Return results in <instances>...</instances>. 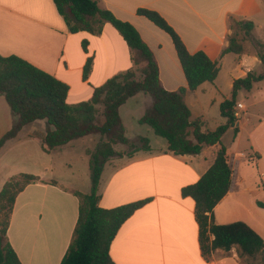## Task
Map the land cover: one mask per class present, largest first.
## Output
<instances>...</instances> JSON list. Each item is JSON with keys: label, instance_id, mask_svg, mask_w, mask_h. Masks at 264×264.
Returning a JSON list of instances; mask_svg holds the SVG:
<instances>
[{"label": "crops", "instance_id": "0c3cea01", "mask_svg": "<svg viewBox=\"0 0 264 264\" xmlns=\"http://www.w3.org/2000/svg\"><path fill=\"white\" fill-rule=\"evenodd\" d=\"M97 1L103 9L138 30L158 62L160 80L167 91L188 89L183 67L170 35L139 15V9L153 10L164 17L191 54L204 51L212 61L218 62L220 73L216 82L188 91L185 97L192 112L191 121L201 120L204 132L210 131L205 128L207 108L221 106L232 98L235 81L252 71L249 60L261 62L258 55L222 54L230 45L235 24L243 21L237 17L257 23L263 8L262 0ZM0 55L18 56L66 83L70 87V105L89 101L94 91L115 75L128 71L142 75L146 66L144 62H136V55L110 23H106L100 33H72L54 0H0ZM89 59L92 70L85 79ZM129 101L121 107V117L122 109ZM145 104L144 113L132 117L134 130L131 137L123 117L122 120L127 137L131 141L139 137L149 138L152 151L141 150L133 156L114 158L102 175V209L147 201L118 232L110 250L114 263L244 264L238 247L230 251H204L197 203L184 196L183 190L196 185L204 177L215 164L219 151L225 147L233 170L232 186L215 208L214 222L217 225L244 222L264 239V209L258 206V202H264V116L254 117L246 106L243 119L228 130L222 144L205 147L196 156L176 155L169 151L168 141L159 140L164 138L157 136L154 130V134L149 130L145 135L141 132L146 128L140 120L153 102ZM8 109L4 102H0V139L18 120ZM223 119L219 127L228 124V119ZM236 129L239 130L237 134ZM47 130L46 121L28 124L17 138L7 142L0 159L10 149L28 141L37 142L43 150ZM231 133H234L233 144L226 145L224 138L233 136ZM246 133L248 144L244 146ZM24 134L25 138H22ZM73 142L49 155L61 153ZM89 149L85 148L86 155ZM116 149L121 153L128 150L125 146ZM67 166L72 168L71 164ZM109 167L111 171L106 176ZM88 168L90 174V157ZM48 172L46 169L43 173H36L41 181L29 185L18 196L14 207L8 240L22 264L62 263L79 219L80 199L74 193L88 194L72 182L57 179ZM12 177L0 176V192ZM53 181L58 184L52 185ZM211 240H214L213 236Z\"/></svg>", "mask_w": 264, "mask_h": 264}, {"label": "trees", "instance_id": "16d2710c", "mask_svg": "<svg viewBox=\"0 0 264 264\" xmlns=\"http://www.w3.org/2000/svg\"><path fill=\"white\" fill-rule=\"evenodd\" d=\"M59 14L72 33L102 32L110 23L123 36L140 61L146 64L142 75L128 71L115 75L94 91L92 99L76 105L68 103L70 87L55 76L39 69L18 56L0 55V95H3L18 120L13 128L0 139V153L7 142L18 137L28 124L46 121L48 124L42 148L51 154L72 141L97 135L102 139L95 149L87 150L90 157L92 189L88 194L75 192L80 199L79 219L72 242L61 264H115L111 246L124 223L142 208L147 201L124 205L115 209H102L101 182L106 165L114 158L133 156L144 150L152 151L150 139L139 137L131 141L126 135L120 109L131 98L144 93L153 99L152 106L141 118L142 125L150 126L157 136L168 141L169 151L176 155H200L205 147L222 144V139L236 124L234 115L238 94L252 91L264 81V56H260L263 71H250L246 77L235 81L233 96L221 105V114L228 124L215 131H203L201 120L191 121L192 112L186 103L188 91H196L205 83L214 84L220 67L204 51L191 54L182 38L158 12L139 9L157 27L168 33L176 48L183 67L188 89L169 92L160 80L158 62L138 30L130 23L118 19L111 11L103 9L97 0H54ZM249 33L255 28L253 21L236 24ZM244 46L236 36L230 38L226 54H244ZM92 61L88 60L84 78L88 79ZM98 106L103 107L99 112ZM239 132L236 129V134ZM136 141L142 145H136ZM117 146L127 147L126 153L118 152ZM233 170L225 147L219 151L212 168L193 186L183 190V195L197 203V218L204 251L222 249L230 251L238 247L244 264L264 254V239L244 222L217 225L214 210L228 195L232 186ZM41 181L39 176L22 173L12 177L0 192V264H22L8 240V231L18 196L32 184ZM56 181L52 185H57ZM264 209V202H258ZM211 236L214 240H211Z\"/></svg>", "mask_w": 264, "mask_h": 264}, {"label": "rangeland", "instance_id": "374dc122", "mask_svg": "<svg viewBox=\"0 0 264 264\" xmlns=\"http://www.w3.org/2000/svg\"><path fill=\"white\" fill-rule=\"evenodd\" d=\"M262 11L261 16L257 20L256 27L249 33L245 29H240L236 24L233 28L231 37L236 36L238 41L244 46V55L253 56L258 55L264 56V0H262ZM238 20L248 21L244 17H237ZM235 56H233L234 58ZM139 62V56H137ZM249 65L252 67L254 72H262L263 65L261 62H256L254 59L249 60ZM0 102H4L6 108L12 113L10 106L3 95H0ZM146 102H153L150 96L144 93L138 94L136 97L131 99L129 103L122 109L123 120L128 127L129 136L133 135L134 121L132 117L134 115H141L145 111ZM237 102H242L248 107V112L254 117L258 115L264 116V82L255 86L254 90L246 91L242 90L238 94ZM99 112L103 111L102 107L98 108ZM207 125L206 129L215 131L219 128L220 121L224 120L221 114V106H213L207 108ZM246 119V118H245ZM141 132L146 134V130L153 133V129L144 125ZM229 137L224 138L226 145L233 144L234 133H231ZM25 138V134L21 135ZM162 138V137H160ZM99 139V136H90L83 139H79L72 143V146L61 153L55 155H49L38 147L37 142L28 141V143L21 144L17 148L10 149L0 159V176L3 178L14 177L16 175L26 173L38 176L36 173H43L48 169V175H54L57 179L64 181H70L75 184L79 189L91 192L92 189V177L91 171L89 174V157L85 154L84 150L86 147L95 149L98 145L95 140ZM165 140V139H159ZM165 142V141H163ZM248 144V133L245 134L243 145ZM136 145H142L141 142L136 141ZM120 149L123 147H119ZM3 151V150H2ZM71 164L70 169L67 165ZM110 167L106 171V176L110 173ZM70 174V176H68ZM70 179V180H69ZM66 186H70V183H65ZM249 264H264V254L259 255L253 260H247Z\"/></svg>", "mask_w": 264, "mask_h": 264}, {"label": "built area", "instance_id": "2783aa9c", "mask_svg": "<svg viewBox=\"0 0 264 264\" xmlns=\"http://www.w3.org/2000/svg\"><path fill=\"white\" fill-rule=\"evenodd\" d=\"M247 107L244 103L239 102L234 110V115L236 118V123L240 122L243 119V115L246 113Z\"/></svg>", "mask_w": 264, "mask_h": 264}]
</instances>
